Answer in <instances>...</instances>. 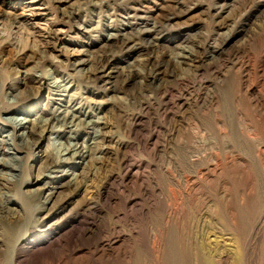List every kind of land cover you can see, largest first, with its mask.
<instances>
[{
	"label": "rangeland",
	"instance_id": "1",
	"mask_svg": "<svg viewBox=\"0 0 264 264\" xmlns=\"http://www.w3.org/2000/svg\"><path fill=\"white\" fill-rule=\"evenodd\" d=\"M123 33L127 47L104 42ZM106 59L110 80L94 81ZM0 89L21 99L4 119L31 125L51 105L99 117L98 137L82 123L44 132L43 159L73 137L87 155L35 218L0 213V235L65 205L59 227L95 228L82 253L109 229L123 240L98 264H264V0H0ZM11 131L0 122V149ZM202 148L208 161L193 167ZM16 162L0 151V193L16 192ZM33 164L24 192L43 191Z\"/></svg>",
	"mask_w": 264,
	"mask_h": 264
},
{
	"label": "bare ground",
	"instance_id": "2",
	"mask_svg": "<svg viewBox=\"0 0 264 264\" xmlns=\"http://www.w3.org/2000/svg\"><path fill=\"white\" fill-rule=\"evenodd\" d=\"M59 1L67 2L68 0ZM150 31L151 30L143 29V33H147V36ZM112 35L105 38L104 42L109 45L120 42L119 45L123 48L129 45V38L125 36V33L121 34L120 38ZM108 62H110V60L106 59L98 67V70L95 72L96 77L93 79L94 81L103 82L105 80H110L108 79V72L104 71L109 65L107 64ZM11 94L12 99L6 102L0 89V122L9 125L12 130L9 134L12 143L9 144L7 147L8 149H5L4 146L0 151L9 152V154L17 160L16 164L10 167L15 171L12 175L15 177L14 181L19 179V182L16 192L12 195L9 194L10 189L8 187V191L0 193V213L18 210L22 212L21 215L25 218H29L30 216L35 218L36 213L44 209L47 203L55 201L62 189L64 183L61 182L60 179L65 177L68 173L65 166L70 163L78 165L79 163L76 162V160L79 158L83 159L87 155L84 143L79 142L73 137V141L67 140L65 143H59L60 146H63V153H50L49 156L43 159L41 155H38V151H36L40 144L41 137H43L46 131L54 134L57 133L58 136H60L66 129L80 126L83 118H77V114L80 113L77 110L78 108L71 109L77 112V114L72 111L63 114L59 113L54 105H51V107L35 113L34 122L31 125H27L24 118L18 119L9 117L4 119L1 117V113L8 112L14 105L19 104L21 101L20 95L17 93ZM27 96L28 95H26V98ZM84 114L85 113H82L81 115L85 116ZM76 119H78L77 122ZM98 123L99 117L95 120L90 119L84 121L82 124H84L86 128L92 130L95 137H98ZM203 144L204 143H200L197 146L204 147ZM202 149V151L195 150L193 156H191L193 159L191 160L190 158V161H192L191 165H193V167L208 161L210 154L207 149L209 148ZM36 160L38 161L39 172L38 176L35 178V182L42 184L43 191L39 192L38 190H33L24 192L21 187L23 185H28L32 180H30V178H23L22 170L24 168L31 170L34 167L33 162ZM130 172L131 171H129V173ZM197 172L198 171H193V174L197 176ZM137 174L138 171H133L129 176L133 177ZM4 186H6V184L0 182V189ZM10 206H14L15 209ZM66 207L68 209V206L65 205L54 207L52 212L49 213L46 219L40 222L38 226L31 222H26L20 228L0 235V264H98L100 261L113 258L115 255L114 253H116L118 247L121 246L120 242H123V240L115 236L112 229H109L97 238V241L91 244L85 253H82L83 251L75 246L81 239L89 241L91 237H93L92 234L95 228H93L94 226L92 224H87L86 220H75L74 222L68 223V225L59 227L67 213L71 211V208L67 210ZM49 231L51 232L49 233ZM147 240L145 233L138 234L135 239L136 243L141 246L147 245ZM40 252L44 253L46 256V260L43 261V263L37 260L36 255ZM118 252L120 253V250ZM117 255L119 254L117 253ZM204 260L201 264H205L206 262L209 263V259L206 260L204 258Z\"/></svg>",
	"mask_w": 264,
	"mask_h": 264
}]
</instances>
